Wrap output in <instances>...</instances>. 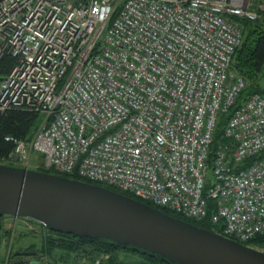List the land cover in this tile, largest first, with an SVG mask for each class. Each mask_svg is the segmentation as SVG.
Returning a JSON list of instances; mask_svg holds the SVG:
<instances>
[{"label": "built area", "instance_id": "built-area-1", "mask_svg": "<svg viewBox=\"0 0 264 264\" xmlns=\"http://www.w3.org/2000/svg\"><path fill=\"white\" fill-rule=\"evenodd\" d=\"M263 11L264 0H0V60L14 59L0 114H42L30 138L5 136V161L116 187L243 243L263 234L264 90L238 104L249 81L233 66Z\"/></svg>", "mask_w": 264, "mask_h": 264}, {"label": "water", "instance_id": "water-1", "mask_svg": "<svg viewBox=\"0 0 264 264\" xmlns=\"http://www.w3.org/2000/svg\"><path fill=\"white\" fill-rule=\"evenodd\" d=\"M0 215L60 232L107 238L178 264H264V250L104 185L0 163ZM42 264L36 250L16 251Z\"/></svg>", "mask_w": 264, "mask_h": 264}, {"label": "trees", "instance_id": "trees-1", "mask_svg": "<svg viewBox=\"0 0 264 264\" xmlns=\"http://www.w3.org/2000/svg\"><path fill=\"white\" fill-rule=\"evenodd\" d=\"M262 16L263 17H260L256 20L245 22L243 40L240 46L236 49V52L233 58V66L235 70L240 75H242L244 78H246L247 81H249L250 77L248 78L246 75H244L242 73V69H245V68L254 69L264 60V42H261L262 40H259L258 37H256V39L252 38L253 35L255 34L263 33L262 30H264V22L261 21V19L262 18L264 19V11H263ZM243 42H244V45H243L244 47L242 46ZM247 46H248V52L244 50ZM235 60H236V63H235ZM13 62H14V59L9 55L4 56L0 60V77H2L3 75L7 73L8 68L9 67L11 68ZM263 90H264L263 80L249 81V85L244 90V92H242V95L238 100V104L242 101L241 100L242 98L248 96L249 94L253 92H257V91H263ZM228 116H229V113L223 114L221 116L220 129L223 127ZM41 120H42V114L39 111L27 110L23 108H19V109L13 108V109L6 111L4 114H0V163L13 164V163L5 161L8 157V154L12 151V148H13V144L5 140V136L8 134H11L18 138H24V139L30 138L31 135L36 130V128L39 126ZM38 169L44 170L47 172L59 173V174H62V175H65L71 178H78V179L85 180L84 178L80 177L77 174L60 173L56 171L54 168L45 167L44 165L39 166ZM89 182H94V181H89ZM94 183L104 185L106 187L112 188L114 190L123 192L125 194H128L130 196L137 198L135 195L129 192L121 191L117 189L116 187H113V186H110V185H107L101 182H94ZM148 204H150V202H148ZM160 209H162L163 211L169 214L192 221L193 223L199 226L206 227L209 229L212 228V225L209 224L208 221L200 222L192 218L183 217L164 207L163 208L161 207ZM5 216L7 215H0V218H3ZM26 220L30 221L31 219L26 218ZM31 221L48 230L49 233L43 242L41 251L43 253L45 252L51 260L55 259L56 261H59L60 259H63V260L71 259L73 261L72 264H76V262L78 263L76 257L75 256L69 257V255L73 251H79V253L80 252L85 253L84 251H87L89 254H92L93 251L96 252L98 249H104V250H109L110 252H112V258L109 264H127V263H123L121 260L118 259L117 253H116L118 250L127 251L133 254H138L141 260L145 264H178L168 259H165L158 254L144 251L142 249L135 250L131 246H124L121 244H117L116 242L111 241L107 238H91L88 236H79V235H75L72 233L55 231V230H52L46 227L42 223H39L34 220H31ZM244 243L248 245H254V246L264 245V233L257 234L251 240L244 242ZM89 247H91V249ZM56 248L64 252L59 254V252L56 251ZM86 248H88L89 250H87ZM37 258L42 262V264H45L43 260H41L40 256L37 255Z\"/></svg>", "mask_w": 264, "mask_h": 264}, {"label": "rangeland", "instance_id": "rangeland-1", "mask_svg": "<svg viewBox=\"0 0 264 264\" xmlns=\"http://www.w3.org/2000/svg\"><path fill=\"white\" fill-rule=\"evenodd\" d=\"M261 21L264 22V19L262 18ZM262 32L263 33H258V34L253 35L252 38L256 39V37H258L259 40H262L261 42H264V30H262ZM243 45H244V42L242 46ZM244 50L248 52V46ZM235 63H236V60H235ZM256 67L254 69L252 68L242 69V73L246 75L248 78L250 77L249 81L263 80V83H264V60L262 61V63H260ZM9 68H8V71H9ZM32 158L33 159L38 158V161H39L40 157L39 155L33 154ZM40 162H41V159H40ZM31 168L38 169L39 167L37 166V164H34ZM0 223H1L0 225L1 226L0 227V264H29L30 259H32L31 257H25V256L23 257V256L14 255L16 251H24V250H37L38 256H40L41 260H43L45 264H72L73 263L71 259L69 260L60 259L59 261H56L55 259L51 260L45 252L43 253L41 251L43 242L49 232L47 229L32 222L31 220L27 221L26 218L13 217V216L7 215L3 218H0ZM250 246L264 250V245H255V246L250 245ZM89 248L91 249V247ZM86 249L89 250L88 248ZM56 251H58L59 254L64 252V251H61L60 249L58 250L57 248H56ZM84 252L85 253H81V252L79 253V251H73L71 254L69 253L70 254L69 257L75 256L78 261V263L76 262V264H94V261L97 259L100 260V264H109L112 258V252H110L109 250L98 249L96 252L93 251L92 254H89L87 251H84ZM116 253H117L118 259L121 260L123 263L145 264L141 260L138 254H133V253L122 251V250H118Z\"/></svg>", "mask_w": 264, "mask_h": 264}, {"label": "bare ground", "instance_id": "bare-ground-1", "mask_svg": "<svg viewBox=\"0 0 264 264\" xmlns=\"http://www.w3.org/2000/svg\"><path fill=\"white\" fill-rule=\"evenodd\" d=\"M253 21V20H252ZM13 165H17V164H13Z\"/></svg>", "mask_w": 264, "mask_h": 264}]
</instances>
